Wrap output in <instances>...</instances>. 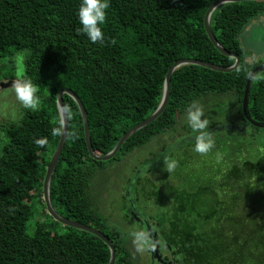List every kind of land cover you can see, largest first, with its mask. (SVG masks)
Segmentation results:
<instances>
[{
    "label": "trees",
    "instance_id": "16d2710c",
    "mask_svg": "<svg viewBox=\"0 0 264 264\" xmlns=\"http://www.w3.org/2000/svg\"><path fill=\"white\" fill-rule=\"evenodd\" d=\"M214 1L109 0L102 25L105 40L92 44L78 31L81 0H0V82L16 80L13 57L23 53L22 80L30 79L37 86L40 101L35 110L24 109L20 120L3 127L7 140L0 154V264L109 263L110 248L102 239L56 221L42 197L43 179L62 133L58 93L69 88L80 97L94 150L99 155L109 153L128 129L158 108L167 71L176 60L197 58L223 66L235 62L206 33L204 17ZM260 14L264 1L259 0L217 7L211 16L212 31L222 46L241 56L240 66L231 72L194 64L175 69L164 112L130 136L113 158L121 160L174 131L188 106L207 95H230L236 101L228 104L240 121L231 116L224 123L214 121L207 130L213 144L206 153L195 151L199 134L189 136L166 153L163 148L156 169L152 164L132 178V192L136 198L143 195L147 207L143 214L171 248L174 264H215L223 254L218 240L226 233L227 217L253 214L252 208L264 202V127L248 121L242 108L249 74L261 62L247 61L240 38ZM64 101L69 132L51 181L52 205L64 217L107 235L117 250L115 264H132L124 233L108 222L91 193L92 175L104 161L89 154L77 102L68 94ZM248 114L264 124V71L252 80ZM53 129L58 134L53 135ZM37 139L47 142L41 147ZM182 147L183 153L177 155ZM166 157L176 161L171 173L163 170ZM155 170L166 178L158 184L146 177ZM151 202L156 204L153 209L148 207ZM36 204L50 221L38 219L30 233ZM61 225L64 231H59Z\"/></svg>",
    "mask_w": 264,
    "mask_h": 264
},
{
    "label": "rangeland",
    "instance_id": "374dc122",
    "mask_svg": "<svg viewBox=\"0 0 264 264\" xmlns=\"http://www.w3.org/2000/svg\"><path fill=\"white\" fill-rule=\"evenodd\" d=\"M240 38L246 52L247 61L251 64H259L260 62L264 64V14L252 18L240 33ZM13 63L16 68V81H20L24 72L23 53H17L13 57ZM12 81L4 80V82H9L8 86L0 87V154L7 140L3 130L4 125L9 121L20 120L24 110L11 88ZM229 102L233 105L236 104V101L230 95L222 98L207 95L197 103V106L203 112L202 119L208 121L205 131L209 129L214 121L224 123L230 119V116L234 120L240 121L236 111L237 116L233 115L235 109L231 104H228ZM197 134L199 132H194L188 125L187 113L183 114L174 131L155 137L147 145L122 157L121 160H113L112 158L104 161L103 164L98 165L97 170L92 175L90 184L93 199L108 222L124 233L123 238H125L127 247L133 253V257L138 254L133 264H148L150 255L142 247L144 244L143 238L137 234L138 232H134L135 229H142V227L136 223L135 219L129 218L132 217L133 210L137 214L140 213L142 217H144V211L147 210L143 195L137 197L140 198L139 200L133 196L132 191H134L135 182L132 178L138 174L143 175L152 164L153 169H156L161 162L158 159L162 158V154L166 153L170 146H174L179 141H184L185 138ZM163 148L164 152L161 153ZM183 148L178 150L177 155L183 153ZM154 172L156 173L146 175V177L152 178L157 184L166 179L162 174L163 172L161 173L158 170ZM160 173L162 179L159 181L158 175H161ZM155 206L156 204L151 202L148 207L153 209ZM263 206L264 202L260 201L252 208L253 214L239 212L231 214L229 218L227 217L225 223L226 233H223L218 240L220 247L223 249V254L216 258L217 260H214L215 264H233L235 262L238 264L245 261L264 264V228L260 227L261 224L264 226ZM38 219L50 221V218L42 215L41 207L36 204L35 214L28 224L30 233H32ZM256 226L258 228L254 232L253 228ZM58 228L59 231L65 230L63 225L58 226ZM245 242L252 244V247H242Z\"/></svg>",
    "mask_w": 264,
    "mask_h": 264
},
{
    "label": "water",
    "instance_id": "95a60500",
    "mask_svg": "<svg viewBox=\"0 0 264 264\" xmlns=\"http://www.w3.org/2000/svg\"><path fill=\"white\" fill-rule=\"evenodd\" d=\"M239 1H246V0H215L208 7V9L205 13V17H204V27H205L206 33H207L208 37L210 38V40L212 41V43L224 55L234 57L235 62L230 66H223V65L211 63V62H208L205 60L197 59V58H181V59L176 60L172 64V66L169 68V70L167 71L166 78H165L163 97H162L161 103L159 104L158 108L149 117L145 118L141 122L135 124L133 127L128 129L121 136V138L117 142L114 149L112 151H110L109 153L99 155L94 150L93 144H92V139H91V130H90V125H89L88 113H87L85 105H84L83 101L80 99V97L72 89H69V88H63L58 93L57 105H58V109H59V113H60V117H61L62 133H61V137H60V141L58 143V146H57L56 150L54 151V153L50 159V163L47 167V170H46V173H45V176L43 179V186H42L43 187V195H42V197H43L44 203L46 205L47 212L56 221L62 223L63 225L92 233V234L98 236L100 239H102L109 246L111 256H110V260H109L108 264H115L116 259H117V250H116V247H115L113 241L107 235H105L103 232H101L100 230L96 229L95 227H93L91 225L84 224V223L69 219L67 217H64L54 208V206L52 205V202H51V196H50L51 181H52L53 174L55 172L58 160H59V158L63 152L64 146H65V143H66V140L68 137V132H69V116H68V112H67L65 101H64V94L70 95L77 102V104L79 106V109L81 111L83 121H84L85 138H86V143H87V147H88L90 156L93 159L98 160V161H108V160L114 158L117 155V153L120 151L123 144L127 141V139L130 136H132L135 132L139 131L140 129L146 127L147 125H149L150 123L155 121L164 112L165 108L168 105L169 99H170L171 77H172V73L174 72L175 69H177L178 67L185 65V64H194V65L204 66V67L216 70V71L231 72L240 66L241 61H242L241 56L237 53L230 52L224 46H222L218 42V40H217L216 36L214 35L212 28H211V16L217 7H219L220 5L225 4V3L239 2ZM259 1H264V0H259ZM262 71H264V64H261V65L255 67L251 71V73L249 74V77H248V81L246 84V88H245L244 95H243V101H242V108H243V112L245 114L246 119L257 127H264V124L256 122L255 120H253L251 118V116L248 114V106H249V97H250V92H251L252 80L257 73L262 72ZM7 84H9V82L7 83L4 81H1L0 87H7L8 86Z\"/></svg>",
    "mask_w": 264,
    "mask_h": 264
},
{
    "label": "clouds",
    "instance_id": "9594fccd",
    "mask_svg": "<svg viewBox=\"0 0 264 264\" xmlns=\"http://www.w3.org/2000/svg\"><path fill=\"white\" fill-rule=\"evenodd\" d=\"M110 7L109 0H81L77 11L80 24L79 32L85 34L92 44L102 43L105 40L102 25L106 22L107 9ZM11 88L15 92L16 99L24 109L35 110L39 104L38 88L30 79L20 81L13 80ZM189 127L194 132H199L195 137V151L206 153L213 144L212 136L205 131L208 126L207 119H202L203 112L195 102L186 109ZM53 135L58 134L53 129ZM46 139H37L35 143L41 147L46 144ZM164 170L171 173L176 167V161L164 158Z\"/></svg>",
    "mask_w": 264,
    "mask_h": 264
},
{
    "label": "flooded vegetation",
    "instance_id": "af4514ba",
    "mask_svg": "<svg viewBox=\"0 0 264 264\" xmlns=\"http://www.w3.org/2000/svg\"><path fill=\"white\" fill-rule=\"evenodd\" d=\"M133 196L136 199L134 193ZM129 218L135 219L136 223L142 227V229H135L134 232H138L137 234L143 238L144 244L142 247L150 255L148 264H174L171 248L167 247V244L162 241L161 233L154 224L146 216L142 217L140 213L137 214L135 210H133L132 217ZM136 256L138 257V254H135L132 262H134Z\"/></svg>",
    "mask_w": 264,
    "mask_h": 264
}]
</instances>
